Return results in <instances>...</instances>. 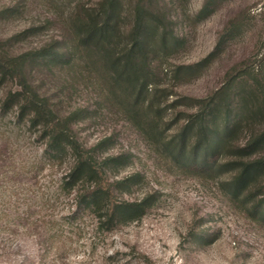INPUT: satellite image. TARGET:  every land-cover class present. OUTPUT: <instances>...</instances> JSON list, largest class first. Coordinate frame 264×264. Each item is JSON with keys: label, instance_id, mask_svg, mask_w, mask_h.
Here are the masks:
<instances>
[{"label": "rangeland", "instance_id": "rangeland-1", "mask_svg": "<svg viewBox=\"0 0 264 264\" xmlns=\"http://www.w3.org/2000/svg\"><path fill=\"white\" fill-rule=\"evenodd\" d=\"M97 1L0 0V37L10 39L13 52L50 44L75 4ZM155 1L183 42L154 63L160 88L173 94L168 102H179L159 127L170 138L184 124L170 126L189 104L184 96L202 97L220 88L237 60L248 70L259 67L264 17L251 16L264 11V0ZM244 10L246 25L216 48L224 27ZM202 61L191 76L175 78L177 66ZM54 75L38 69L50 94ZM65 94V108L89 110L75 126L86 147L99 145L102 157L128 156L107 173L108 183L125 182L116 197L134 202L151 195V205L140 218L106 230L91 210L78 205L75 191L61 187L68 161L47 163L37 134L15 124L13 110H0V264H264V226L226 192L229 168L212 176L183 169L117 109L97 105L99 94L91 84L82 82ZM249 134L239 133L236 140L243 143Z\"/></svg>", "mask_w": 264, "mask_h": 264}, {"label": "trees", "instance_id": "trees-1", "mask_svg": "<svg viewBox=\"0 0 264 264\" xmlns=\"http://www.w3.org/2000/svg\"><path fill=\"white\" fill-rule=\"evenodd\" d=\"M244 14L228 22L216 48L246 25L249 11ZM262 15L264 11L251 17ZM60 33L52 43L22 52H13L10 39L0 37V110H13L15 124L37 134L45 144L47 163L68 161L61 187L76 192L80 207L112 230L143 216L152 198L119 200L115 191L124 189L125 182L108 183L107 173L128 156L102 157L99 145L86 147L78 138L75 126L89 110L65 108V91L85 82L98 91L97 105L117 109L179 167L211 176L229 168L231 176L223 182L226 192L252 221L264 226V51L258 68L248 70L237 60L220 88L202 97L184 96L189 104L170 121V126L183 121L182 129L167 138L159 127L179 102H168L173 94L160 88L154 63L183 42L155 0L77 3ZM205 61L177 66L175 78L191 76ZM38 69L56 72L51 94L43 88ZM249 132L243 143L236 140L239 133Z\"/></svg>", "mask_w": 264, "mask_h": 264}]
</instances>
